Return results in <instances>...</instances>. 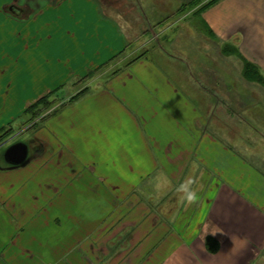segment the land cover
<instances>
[{
  "label": "crops",
  "instance_id": "obj_1",
  "mask_svg": "<svg viewBox=\"0 0 264 264\" xmlns=\"http://www.w3.org/2000/svg\"><path fill=\"white\" fill-rule=\"evenodd\" d=\"M51 1L46 24L5 15L28 50L44 46L37 73L62 85L125 51L124 25L97 0ZM203 20L264 77V0H216ZM58 28L74 32L65 39ZM156 63L143 57L92 83L51 120L58 146L0 166V264H264V84L229 77L223 89L247 98L227 100Z\"/></svg>",
  "mask_w": 264,
  "mask_h": 264
},
{
  "label": "rangeland",
  "instance_id": "obj_2",
  "mask_svg": "<svg viewBox=\"0 0 264 264\" xmlns=\"http://www.w3.org/2000/svg\"><path fill=\"white\" fill-rule=\"evenodd\" d=\"M97 1L106 17L119 20L122 28L124 25L129 35L127 47L122 54L82 77L70 74L68 81L61 85V81L56 83L57 75L36 72L44 69V46L35 52L33 48L28 50L26 37L22 39L17 36V24L5 19L8 14L19 21L27 22L32 19L33 23L46 24L50 18L48 10L55 1L11 0L1 6L4 1L0 0V166L7 163L3 157L6 149L17 141L30 142L31 150L41 145L49 151V143L58 146L59 140L51 134L55 123L51 120L72 102L79 100L92 83L105 82L136 58L137 61L143 57H152L157 62L155 65L168 67L170 71L172 67L183 68L184 71L191 72L193 78L206 81V85L216 89L221 98L236 100L240 95L247 98L244 94L246 91L229 92L223 89L226 81L229 82V77H234L236 85L251 80L242 74L245 61L238 56L235 45L215 41L203 20L204 7L211 0ZM45 3H51L46 10L48 13L37 17L39 9ZM26 4H30L31 9L25 8ZM87 10L89 20H97L92 7ZM68 28L62 29V32L58 28L57 36L66 39L65 35L74 32ZM5 37H8V42L1 46V39L4 40ZM41 54L43 55L40 56ZM208 67L217 68L218 73L221 71L222 74L205 76L201 69ZM190 75H186V83L191 78ZM24 79H28L31 84L24 85ZM43 90L47 91L40 99L35 102L30 100ZM218 114L224 116L225 111ZM237 134L233 133L234 139L241 141V135ZM45 158L41 162H45ZM36 163L37 161L34 162ZM32 167L31 164L27 173ZM171 199L170 197V211L173 210Z\"/></svg>",
  "mask_w": 264,
  "mask_h": 264
},
{
  "label": "water",
  "instance_id": "obj_3",
  "mask_svg": "<svg viewBox=\"0 0 264 264\" xmlns=\"http://www.w3.org/2000/svg\"><path fill=\"white\" fill-rule=\"evenodd\" d=\"M4 159L11 167L24 166L29 162V147L25 142L12 144L4 152Z\"/></svg>",
  "mask_w": 264,
  "mask_h": 264
},
{
  "label": "trees",
  "instance_id": "obj_4",
  "mask_svg": "<svg viewBox=\"0 0 264 264\" xmlns=\"http://www.w3.org/2000/svg\"><path fill=\"white\" fill-rule=\"evenodd\" d=\"M214 1H216V0H211L209 2V4H211ZM209 4H207L204 8L208 7ZM225 51H227V50H225ZM237 52H238V50H237ZM136 59H134L132 62H134ZM132 62H129L128 65H130ZM242 71H243V76L246 77L248 80L264 84V77H262V75L258 71V68L256 66H254L253 64H251L249 62H245L243 65ZM76 98H77V96H76ZM38 102H37V104H38ZM33 105L35 106V103ZM33 105H32V107H33ZM207 246L210 250H215L218 247V241H216L213 238H208L207 239Z\"/></svg>",
  "mask_w": 264,
  "mask_h": 264
},
{
  "label": "flooded vegetation",
  "instance_id": "obj_5",
  "mask_svg": "<svg viewBox=\"0 0 264 264\" xmlns=\"http://www.w3.org/2000/svg\"><path fill=\"white\" fill-rule=\"evenodd\" d=\"M17 142H25V143L28 145V147H29V151H30V149H31L30 142H27V141H17ZM17 142H16V143H17Z\"/></svg>",
  "mask_w": 264,
  "mask_h": 264
}]
</instances>
